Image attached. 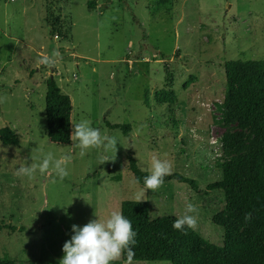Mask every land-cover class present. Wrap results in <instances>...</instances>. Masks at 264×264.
Wrapping results in <instances>:
<instances>
[{
  "label": "rangeland",
  "instance_id": "374dc122",
  "mask_svg": "<svg viewBox=\"0 0 264 264\" xmlns=\"http://www.w3.org/2000/svg\"><path fill=\"white\" fill-rule=\"evenodd\" d=\"M54 51V65L38 63ZM238 60H264V0H0V129L18 136L15 146L0 141V259L58 264L73 224L104 220L125 200L148 202L152 219L179 218L193 204L191 227L211 244L223 245L227 226L247 235L248 215L228 211L220 191L204 194L220 165L259 150L251 127L224 107L225 63ZM51 75L71 97L72 125L88 119L110 144L82 157L74 139L50 142ZM162 90L174 104L157 102ZM230 136L242 152L225 144ZM48 152L69 158L63 178L51 163L16 174ZM129 155L148 173L153 157L167 160L169 175L199 191L172 180L143 194Z\"/></svg>",
  "mask_w": 264,
  "mask_h": 264
},
{
  "label": "trees",
  "instance_id": "16d2710c",
  "mask_svg": "<svg viewBox=\"0 0 264 264\" xmlns=\"http://www.w3.org/2000/svg\"><path fill=\"white\" fill-rule=\"evenodd\" d=\"M225 68L227 86L224 107L231 120L243 127H251L259 150L240 157L237 163L224 162L220 165L221 179L209 184L204 194L211 191L222 192L228 211L249 216V233L238 235L236 227L227 226L224 243L218 246L206 241L192 227L174 229L172 223L178 217L152 219L148 202L125 200L121 204V214L131 222L137 233L132 248L135 253L132 263L264 264V60L228 61ZM155 99L160 104H174L176 95L173 91L162 90L156 94ZM45 101L50 142L71 144V97L64 94L54 79H48ZM109 127L120 129L121 125L109 124ZM229 140L234 141L239 152L244 150L236 136L226 138V145H229ZM0 141L6 146H15L18 144V136L10 127H4L0 129ZM128 170L135 182L144 188L143 178L149 173L138 166L132 155L128 156ZM172 180L188 184L194 191H199L193 180L178 175L164 177V183ZM122 261L125 262L123 253ZM0 264L32 263L0 259Z\"/></svg>",
  "mask_w": 264,
  "mask_h": 264
},
{
  "label": "clouds",
  "instance_id": "9594fccd",
  "mask_svg": "<svg viewBox=\"0 0 264 264\" xmlns=\"http://www.w3.org/2000/svg\"><path fill=\"white\" fill-rule=\"evenodd\" d=\"M58 53L43 55L38 58V63L52 66L57 62ZM70 139L76 141L80 149L79 155L84 156L90 148L102 147L110 144L111 138L101 135V131L91 126L88 119H81L72 125ZM68 157L54 158L52 152L46 153L38 165L24 163L16 169L18 176L31 177L37 168L41 173L45 172L51 163L56 174L63 178L67 174L66 163ZM170 174V164L167 160L153 157L150 172L143 178V194L146 190L154 191L164 183V177ZM196 209L193 204L186 205L185 214L175 219L172 227L182 230L184 226L191 227L196 223V218L191 213ZM71 236L62 245V257L58 264H114L119 260L122 253L125 264H132L135 253L132 248L135 245L137 233L131 222L121 212L113 211L106 219L97 217L90 219L83 226L73 224Z\"/></svg>",
  "mask_w": 264,
  "mask_h": 264
},
{
  "label": "water",
  "instance_id": "95a60500",
  "mask_svg": "<svg viewBox=\"0 0 264 264\" xmlns=\"http://www.w3.org/2000/svg\"><path fill=\"white\" fill-rule=\"evenodd\" d=\"M51 80H53L54 79V77H53V75H51V78H50Z\"/></svg>",
  "mask_w": 264,
  "mask_h": 264
}]
</instances>
